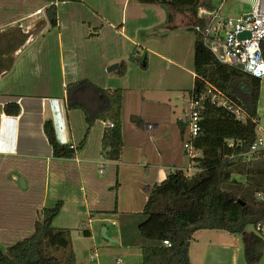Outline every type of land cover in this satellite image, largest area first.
Wrapping results in <instances>:
<instances>
[{"label":"crops","instance_id":"crops-1","mask_svg":"<svg viewBox=\"0 0 264 264\" xmlns=\"http://www.w3.org/2000/svg\"><path fill=\"white\" fill-rule=\"evenodd\" d=\"M48 2L0 0V37L13 29L15 38L11 50L2 51L0 57V69H4L0 72V246L3 247L30 234L42 209L58 200L63 201L62 210L73 208L71 213L85 212L90 218L108 212L140 214L153 185L167 174L178 169L187 175L196 171L191 164L192 156L184 147L189 135L188 102L182 114L177 110L178 98L175 102L172 99V89L159 97L156 87L144 77H138L129 86L125 85L126 78L120 85H101L95 81L78 67L81 47L69 31V27L74 28V23L81 21L92 28L93 17L63 18L57 13L56 25L52 26L48 16H41L50 5ZM209 2L224 16H239L249 11L255 0ZM54 3L58 12L64 2ZM120 30L127 41L140 45L125 33L124 27ZM262 50L264 54V43ZM83 80L94 85L83 83L68 92L69 83ZM12 86L20 88L13 91ZM96 86L109 91L119 88L122 92L124 145L117 161L108 160L102 153L105 121L96 120L89 125L86 118L87 113H96L106 104ZM70 99L84 108H72ZM9 102L19 104L18 115L6 114L4 108ZM258 114V134L264 136V81ZM47 121L52 123L59 143L74 145L73 157L53 155L44 128ZM194 152L195 156L202 155L199 149ZM18 172L24 188L16 184ZM9 174L12 177L8 179ZM57 217L54 226L69 228L55 225ZM82 227L89 228L86 224ZM244 246V234L201 229L193 235L189 257L191 264H248Z\"/></svg>","mask_w":264,"mask_h":264},{"label":"trees","instance_id":"trees-1","mask_svg":"<svg viewBox=\"0 0 264 264\" xmlns=\"http://www.w3.org/2000/svg\"><path fill=\"white\" fill-rule=\"evenodd\" d=\"M49 1L46 12L54 26L57 22L56 0ZM165 4L169 10L167 20L171 29L177 28L172 23L178 17L184 18L183 24L194 26L202 21L198 15L200 7L212 9L209 0H168ZM194 47V91L199 95L205 92L207 82L212 84L242 107L244 118H238L209 99L205 100L201 133L193 140L194 147L202 152L201 156L191 157L196 171L187 175L178 169L167 174L161 182L153 185L140 213L143 216L138 224L140 235L158 242L142 246L140 264H191L190 243L194 233L201 229L244 234L245 261L257 264L264 254V239L255 231L259 223H264V148L253 151L251 147L260 137L258 102L262 81L235 66L219 62L196 31ZM130 60L139 61L135 55H131ZM126 65L124 61L119 64L122 73ZM3 70L0 69V72ZM83 83L94 85L90 80L69 83L68 92ZM96 88L105 97L106 104L96 113H87L86 118L89 125L96 120L113 124L112 127L105 126L102 153L108 160L117 161L124 145L122 92L119 88L112 91L99 86ZM72 103L70 99L69 106L72 108H84L82 104ZM4 110L6 114L18 115L20 106L9 102ZM44 128L55 157L74 156L75 147L57 141L50 121L45 123ZM62 208V200L45 206L30 234L5 247L0 246V264H78L72 230L53 225ZM248 226H252L253 230L248 232ZM82 230L84 235H91L89 228L82 227ZM164 240H168L170 245L164 244Z\"/></svg>","mask_w":264,"mask_h":264},{"label":"rangeland","instance_id":"rangeland-1","mask_svg":"<svg viewBox=\"0 0 264 264\" xmlns=\"http://www.w3.org/2000/svg\"><path fill=\"white\" fill-rule=\"evenodd\" d=\"M168 12L167 5L162 2L81 0L61 3L57 13L63 18L93 17L92 28H89L88 22L82 25V21L78 24L75 22L74 28L69 27V31L75 35L74 41L81 47L78 66L81 70L89 73L101 85L104 83L120 85L125 83L123 78H126L128 83L125 85L129 86L137 81L138 77H144L156 87V94L159 97L165 95V91L170 88L174 91L173 101L178 98L177 110L183 114V108L194 86L195 28L183 24L184 18L181 16L172 23L176 24L177 28L171 29V24L167 20ZM41 16H48L46 9ZM96 26V29L93 28ZM121 27H124L125 33L140 45H133L127 41L121 33ZM13 33L11 29L0 37V57L2 51H9L14 45ZM131 55H135L139 61L137 63L131 61ZM113 60L115 61L111 62ZM123 61L127 64L124 73L120 67L108 70L110 66L119 65ZM115 78L116 80H113ZM19 88L20 86L11 87L13 91ZM21 89L24 90L25 86H21ZM242 121L244 122V119ZM18 175L19 172L16 184L24 188L20 182L22 176ZM7 176L9 179L12 174ZM70 210L73 208L66 207L61 210L55 225L68 226L72 229L78 264H140L142 246L158 243L140 235L138 224L143 219L141 214L108 212L95 214L90 218L88 213L74 214ZM84 224L91 229L90 236L84 235L82 230ZM246 230L250 232L253 227L248 226ZM119 234L122 236L121 239ZM117 260H120V263H117ZM257 264H264V254Z\"/></svg>","mask_w":264,"mask_h":264},{"label":"built area","instance_id":"built-area-1","mask_svg":"<svg viewBox=\"0 0 264 264\" xmlns=\"http://www.w3.org/2000/svg\"><path fill=\"white\" fill-rule=\"evenodd\" d=\"M198 15L202 21L194 25L195 31L201 34L204 45L218 61L264 81V0H255L251 9L239 16H224L218 9L206 7H200ZM244 31L249 32L250 37H238ZM206 99L238 118H244L242 107L212 84L207 82L205 92L199 95L193 89L188 100L189 135L184 140V147L190 156L196 155L193 140L201 133V113ZM105 126L112 127L113 124L107 121ZM261 148H264V136L258 137L251 147L253 151ZM255 231L264 239V223H259ZM163 243L170 245L168 240Z\"/></svg>","mask_w":264,"mask_h":264},{"label":"water","instance_id":"water-1","mask_svg":"<svg viewBox=\"0 0 264 264\" xmlns=\"http://www.w3.org/2000/svg\"><path fill=\"white\" fill-rule=\"evenodd\" d=\"M162 3H166L168 0H160ZM238 37H240V38H243V37H250V33L249 32H247V31H244V32H241L239 35H238ZM119 65L118 64H114V65H112V66H110L109 68H108V70H114L115 68H117ZM20 182L23 184V186H25V184H24V180H23V178H20ZM106 230V229H105ZM104 230V232H106Z\"/></svg>","mask_w":264,"mask_h":264}]
</instances>
